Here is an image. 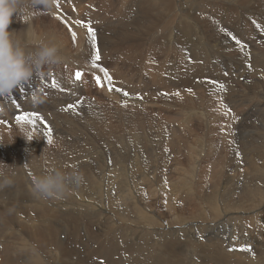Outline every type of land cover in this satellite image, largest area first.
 Masks as SVG:
<instances>
[{"label": "bare ground", "instance_id": "bare-ground-1", "mask_svg": "<svg viewBox=\"0 0 264 264\" xmlns=\"http://www.w3.org/2000/svg\"><path fill=\"white\" fill-rule=\"evenodd\" d=\"M83 1L84 0H68L66 3H72L73 4L72 6L75 7V9H78V10H81V11L84 12L83 9H84L85 6L82 4ZM120 1L121 0H107V2L109 3V6L108 7H103V9H105L106 11H108L110 9V13L113 16L112 18H116L117 19L116 23H118V25H119V30L117 29L118 31H113V29L116 28V26H115L112 30H109L107 32V36L105 37L106 44L103 47L105 49H107V50H118V49L121 48V46H123V48H126L129 52H131V51L133 52V57L134 58L122 59V62H117L116 63V71H117V73L114 74L115 78L111 77V80H109L107 77H104L102 79V82H103V87L102 88H104V86L107 85L108 89L109 88L112 89L111 90L112 92H108L107 91L108 90L107 86H106V88H104L105 90H102V89L101 90H102V92L103 91H105V92L107 91V93H111L110 95L113 94V96H116V100L122 101L121 103L125 102V103H129V104L127 106L123 105V107H121V112L120 113H118L117 111L110 112V109L106 110L107 107L110 108L112 106V104H114V103H112V102H110L108 100H103V101H108V102H106V103L104 102L103 104L101 102L99 105H97V103H98L97 100L89 99V98H96L98 95H100L101 91L100 92H94L93 91L94 89L92 90V87L90 89H88L86 78L83 77V78H81L79 86H76L74 90L67 91L68 93L65 92L66 93L65 96L68 95L66 99H64L65 97L64 98L62 97L64 95V92H62V93L54 94L56 98L53 97V98H51L49 100H46V101L50 102L49 105H47V103H45L47 105V108H52V104L51 103H53V104L55 103V104H57V105H59L61 107L62 104L67 102L68 100H72V101L74 100L76 102L83 101V103L89 105L91 111L92 110L96 111L95 112V117L96 116L100 117V121H98L99 124L102 123V122H106L105 120L109 119L108 118L109 116L111 117V120L114 119L116 116L120 117L122 114H124L125 107L131 106L133 104H135L137 112L140 113L141 116H143L144 115V111H145V109L147 107H145L142 104L141 105H137L135 102L130 101V99H129V98H133V97L137 96V90L138 89L141 90V88H144V89H146V88H148V89H152L153 88L154 89L155 88V90H156V87H158V86H160V87L163 86L165 88L172 87V88H175V89H179V88L181 89V88H185V87H194L195 91H197V95H199V97H200V96H202L203 92L206 90V86L203 84L204 81H202L201 83H198L196 85L194 84V82H196L197 80H202L203 78H201V76L204 77V75H202L203 73L210 74V73L214 72L216 74L217 71H221L222 70V66L219 64L221 56L222 57L226 56V55L230 56L233 52L239 53V55H240V53L244 55V54L249 53V52H251V53L254 52L255 54H257L259 56H264V41L260 40V38L256 39L255 41H253V42H251L249 44H247L245 47L242 46L243 43L240 41V39H238V40H239L241 45H236L234 47L229 46L228 44L225 43L227 39L225 38V34L223 33L224 31L222 30L223 32L217 33L218 31L216 32L213 29L214 23L219 21V19H217L215 16L212 15V13L214 12L213 8H212L213 6H215L214 4L201 3V4H198L195 7L194 5H188V3L186 2L185 4H183V7L185 6V9H186V10L184 9V11L186 12V15L188 17V18H186L184 16H182V17L180 16L179 17V14L176 13V9L178 7L176 8L177 2H176V5H175L174 0H131V1L124 2L122 4V6H118L117 3L120 2ZM230 1H234L237 6L242 7L243 10H246V11H249V10L252 11L251 7H254L256 10L261 11L263 13V16H264V0H230ZM107 2H105L104 4H106ZM129 6H131V7L129 8ZM131 9L137 10L139 16L138 15L135 16V18L130 22L129 19H130V15H131L130 11H132ZM87 13L91 14V18H92V16H94V17L96 16L93 12H87ZM108 17H106L104 20L108 21V19H107ZM227 17L228 18H234L233 11H232V13L227 15ZM33 19H34V24H35L36 28L33 27L34 29L33 30L31 29V32L29 31V33H30V35L33 34V36L35 35L37 37H36V40L33 37H32V39H34L35 42L44 41V42H56V43H58L60 45L61 55L63 56L64 60H67L69 57H71V55H69V54H72L75 45L77 46V48H78L77 50L79 51V53H76V54H79V55H77L78 57L81 56L80 53L82 52V50H83L82 48L83 47H86V46L91 47L92 46V43H90L89 41L85 40L86 37H79L80 38L79 41H77L74 44L73 40L70 38V36L68 34H65L66 32L63 30V28H61V26L58 24L56 19H53L52 21L49 22L51 24V26L47 25L48 15L46 13H38V14L34 15ZM17 20L18 19L14 16L13 17V22H16ZM105 21H104V24L106 23ZM256 21L257 22H262L264 24V17L263 18H261L260 16L256 17ZM25 22H20V25H24ZM38 22L39 23L43 22V25L41 24L42 26H40L38 24ZM89 23H91V22H89ZM246 25H247L248 28H251V26H253L251 32H254V31L256 32V30H259V29L256 28V24L254 22L252 24L251 23H247ZM75 26L73 25L72 27L77 29L78 35H80V36H84L85 31H88L86 26L84 27L85 31H83L82 28L80 30V29H78ZM220 26H222V25H220ZM201 27H203V29L206 30L210 34V39H208L207 41H204L205 40L204 35L200 34L202 36V40L203 41L201 42V44L198 43L201 46V47L199 46V48H198V45H196L194 43V41H195L194 36H195V33H196L195 29L201 28ZM9 28L12 29L13 25L11 24L9 26ZM26 29L21 27L22 32L20 34H22L23 31L26 30ZM216 29H218L220 31L219 28H216ZM80 31H81V33H79ZM228 32H230V31H228ZM204 33H206V32L204 31ZM39 34H40V36H39ZM85 36H87V35H85ZM20 39H22V38H20ZM150 39H151V41L149 42L148 40H150ZM197 39H200V38H197ZM162 41H164L168 45H165L161 49L154 48V46H158L159 44H162ZM31 42H33V40ZM92 42H93V40H92ZM221 43H223V44H221ZM197 48H198V50H201V52L199 54L195 55L192 59H189L188 57H190L191 52L193 50H197ZM146 52H162V53H166V54H169V55H178V56L184 58V62H179V61H177L176 59H174V58H172L170 56L161 57V58H158L157 60H154V59H152V58H150L148 56L142 57L140 59H136L137 57H139L140 55H142V54H144ZM95 54H96V52H95ZM95 54L93 55L94 57H95ZM77 56H74V57H77ZM114 57H116V56L113 55V54L107 56L106 58H104L105 60H103V61H105L103 63V66H99L100 64H99V62H97L96 63V67H94L92 69L94 71H99L101 73H103V71H101V69H104V70L105 69L106 70L111 69L113 71V67L110 64V62H111V60ZM215 59H217V63H213V61ZM251 59H252V57H251ZM259 59H258V61H259ZM262 59H264V58H262ZM242 60H244V59H242ZM139 61L152 62L153 66L158 68L160 74L158 76H153L152 72H151L152 66H149V67L142 66L139 63ZM224 61H225V59H224ZM236 62L239 63V61H236ZM238 63H235L236 66H237ZM244 63H246V62H244ZM256 66H257V64H256ZM256 66H255V68H256ZM172 68L175 69L176 71L184 70V72L182 74H179V75L175 76V75H173L170 72L172 70ZM61 69H64V68L61 67ZM59 70H60V66H57V70H56L57 74H59ZM242 70H244V69H242ZM254 72H255V70H254ZM51 73H52V71H51ZM113 73H114V71H113ZM243 73H241V74H243ZM250 73H251V71H250ZM62 74H63V71H62ZM226 74H228V73H226ZM252 74H253V72H252ZM134 76H138L137 78H138L139 83L135 82ZM205 76H207V75H205ZM244 76H245V74H244ZM217 77H218V75H217ZM238 77H239V75H238ZM231 78H232V76H231ZM231 78H230V80H231ZM247 78H249V77H247ZM260 78H264V77H260ZM47 80H49V79H47ZM224 81H226V80H224ZM253 81H255V80H253ZM258 81H259V79H258ZM35 82H36V80H35ZM117 85L119 87H117ZM83 87H84L83 90H88L89 91V93H88V94H90L89 97H88V95H86L87 92L84 91L82 93L81 90H82ZM137 87H139V88H137ZM196 87H198V89H196ZM225 87H228V86L225 85ZM225 87H224V89H225ZM250 87H252V86H250ZM258 87H259V85L254 87L253 90H256ZM76 88H78V89H76ZM116 89H120L121 91H117ZM248 89H249V87H248ZM24 90L26 91V93L24 92L25 94H23V93L20 94V98H21V102L20 103L22 104V106H27L28 108L19 109L16 106L13 107L11 105V102L9 103L10 105L8 104L9 97H4L3 99L0 98V103L2 102L5 105V110L3 111V114L1 113L2 116L0 117V120H4L5 119L7 121H10V122L14 123V116H16L17 114H22L24 112H35V111H38V110H39V112L41 114H44L43 112H45L44 110H45L46 106H43L41 103H39L38 105H35V106L33 104V97L34 96H39V97L41 96L40 92H39V89L36 86H28V87L24 88ZM115 90L117 92H114ZM182 90H184V89H182ZM20 91H21V89L19 91L14 92V93H18ZM80 91H81V93L79 94V96H76ZM178 91H180V90H178ZM49 92H47V93H49ZM55 92H56V90H55ZM125 92L128 93L127 96H125L124 94H122V97L119 96L120 93H125ZM233 92H234V90H233ZM233 92H232L231 86H229V90L227 92H225V93L223 91L222 94H223V97L228 95V98H229L230 94L233 93ZM193 93H196V92H193ZM51 94H53V93H51ZM153 94L155 95V94H157V92H154ZM246 94H247V92H246ZM257 94H259V93H257ZM244 95H242V96L245 97ZM100 96L102 97L103 95H100ZM49 97H52V96L50 95ZM246 97H249V96L246 95ZM12 98H13V95L11 96V99ZM174 99H175V96H174ZM222 99H224V98H222ZM232 99H234V98H232ZM231 101L233 102V100H231ZM77 105H79V103ZM29 106L31 108H29ZM225 106H227V104H225ZM235 107H236V105H235ZM185 108H187V107H185ZM208 108H209V106H208ZM227 108H228V106H227ZM77 109H75V111H73L71 113H69V112L65 113L66 115L64 116V119H66L67 121H71V122L72 121L75 122L76 120H79L78 118L82 117L83 114L82 115H76L75 112L78 111ZM189 109L191 110V108H189ZM192 109H194V108H192ZM183 110H181V111H183ZM186 110L188 111V109H186ZM181 111H180V113H181ZM187 111H185L184 113H186ZM235 111H234L233 115L229 114L228 117H226V118H230L231 121H234V119L236 120L237 118H239L240 114H238ZM254 112H256V111H254ZM196 113H194V114H196ZM46 115L49 116L48 114H46ZM58 115H60V114H58ZM189 115H192V114H189ZM211 115H213V114H211ZM218 115H220V114H218ZM218 115H217V117H218ZM244 115H247V114H244ZM185 116L186 115L184 114V117ZM3 117H5V118H3ZM152 117H153V115H152ZM173 117H175V116H173ZM173 117H172L173 120L171 118H170V120H171V122L174 123L175 120H174ZM189 117H191V116H189ZM203 117L204 116H202L201 118L203 119ZM52 118H54V117H52ZM90 118H92V116L85 117V120H81V124L77 125L82 130H84L89 137L92 136L93 133H95V132L97 133V130L94 129V128H91L90 125H89L90 121H92V119H90ZM124 118H126V117H124ZM157 118H159V117H157ZM177 118L180 120V117H177ZM187 118H188V116H187ZM205 118L207 119V117H205ZM190 119L192 120V118H190ZM239 119L237 120L238 122H239ZM57 120L58 119L56 118V121ZM115 120H114V122H115ZM148 120H149V116H148ZM56 121L54 120V122H56ZM141 121H142V123H140V125L139 124H137V125L139 126L138 130L141 131V133H142V132H144L143 130H146V128H143L146 123H143V120H141ZM183 121H181V122H183ZM217 121L218 120H216V122ZM248 121H251V120H248ZM259 121H260V119H259ZM57 122L59 123V121H57ZM134 122H136V120ZM186 122L188 124L191 121L189 120V121H186ZM211 122H212V120H211ZM164 123L166 125H169V126L171 125L170 121H168V122L165 121ZM198 123H200V122H198ZM107 124H108V122H107ZM119 124L120 123H118V125ZM175 124H176V122H175ZM203 124H204V121H203ZM18 125L19 124L17 123L16 128L20 127V125L19 126ZM91 125H92V123H91ZM206 125H208V124H205L204 126H206ZM230 125H231V123H230ZM120 126H119V129L121 128ZM225 126H227V125H225ZM249 126L251 127L250 124H249ZM12 127H15V126L12 125ZM31 127L32 126H26L24 128L28 132H31L32 131ZM84 127H85V129H83ZM130 127H131V125H130ZM222 127H224V126H222ZM233 127H234V125H233ZM250 127H249V129H250ZM253 127H251V128H253ZM168 128L170 129L171 127H168ZM66 129H67V127L65 128V130ZM101 129H102V127H101ZM151 129H153V128H150V130ZM225 129H226V127H225ZM228 129H230V128H228ZM228 129H227V131H228ZM233 129H235V128H233ZM59 130H60V128H59ZM82 130H81V132H82ZM122 130L125 131L124 129H122ZM154 131H153V133H154ZM156 131H158V130H156ZM170 131L172 132V130H170ZM177 131L178 130H174L173 132L176 133ZM233 131H235V130H233ZM149 132H151V131H149ZM168 132H169V130H168ZM191 132H193L192 129H191ZM205 132H206V130H205ZM39 133H41V132H39ZM74 133L73 134H65V133L55 132L51 136V143H49V141H48L49 139H47L46 135L42 138V136H43L42 133L39 136H37L36 138H38V137L40 139L42 138L41 139V143H42L41 149L42 150H40V151L44 152L43 153L44 155H46L48 152H50V154L52 153L51 156H53V158L52 159L48 158L49 160L46 159V164L48 165V163H49L50 164L49 166L52 169H59V170L64 171V172H71V171L75 170V171L80 172L83 175V182L80 184L81 187L72 185L71 186V191L66 195V197L68 198L69 201H72V202H75L74 200H77V199L80 200V203L84 202V200L90 201V202H94L93 207H92V211H90L89 213H87L85 211V213H87V214L83 215L82 211L78 212V213H74V212L58 213L57 211L49 209L47 207L48 203H46V202L53 203V206L56 208L59 205L60 201H62V200H44V199L38 198L37 195L34 194L33 189H32V176L33 175H37V176L44 175L47 172H49L50 170H52V169H48V166L44 165V160L45 159L44 160H39V159H35V158L31 157V151H30V153L20 152L19 153L20 154L19 155L20 158H18V160L10 159L7 162L6 171L8 170V168L14 170L15 168H18V166L21 163L25 162L26 167H30L31 168V169H27L31 173L28 172L30 174H26V173H24V170L22 172L21 171L22 169H18L17 170L18 173H16L13 176H9V177L8 176H0V187L3 186L2 184L4 183L5 179H10L12 181V183L8 184L7 186H5L3 190L0 189V232H1L0 233V237H2V235L4 233H6V231H11L12 232L11 234H8V238H9L8 242L6 241V243H3L2 241H5V239L1 241L3 244H5L2 247V253L4 255L2 264H21L20 261L19 262L17 261L15 256H12V252H11L10 248L11 249L12 248H16V247H14V242H15V245H16V242H17V246H18V244L20 242H23L25 240L24 236H26L27 240H29L30 246H32L34 248L37 247V248H39V250L43 251V250H47L48 248H51V247L55 248V250L59 253V256L61 258L60 259L61 260V264H121L122 262L125 263V260H126V262L128 261V264H142L141 263V260H142L141 258L149 259L150 263H148V264H184V262H183V260L181 258V256L183 254L179 255V252H181L180 249L183 248L178 243V241H179L178 238L180 236H181V238H184V237L185 238H189V240H190L189 242L194 247L195 251L199 252L198 264H244V262H247L246 264H264V230H263L264 226H262V224H264V214H259V215L255 216L254 218H250V220H241V219L240 220H236L234 222L236 224L235 227L233 229L227 231V232H223V231H220V230H215L216 228L215 229H211V230L206 229V228H202V227L195 228V227H192L190 225H187V226H190V227L185 228L184 231H181V230H178V229H176V230H178V231H176L175 229H173L174 227L172 229L169 228L172 232H169L168 237L164 238L163 241L159 240L160 241L159 245L161 246L162 251H161V254L159 256H157L156 258L152 257V256L148 257V255H147V254H149L148 250L151 249V248H149L150 245H153L151 240L148 241L146 239H143V240H140L139 242L134 241L133 243H130L127 240L123 239V243H122V246H121L119 241L122 238H120V236L121 235H122V237H126V236L123 235L122 232H120L118 229L115 228V222L114 221H110V217H104L102 214H100L101 209H102V205H104L105 203L102 204V205H100L98 203L103 202V200L105 202V199H106V201L108 200V202H109V207H108L109 209H107V210H110L111 214H113L118 219L121 218V220L123 222H126V223L130 220L131 222L135 223L136 225H139V226H142V227H149V225H151V223H154V221L150 223L151 217H150V215H148L149 212L147 214L143 212V210H147V207L149 206V204H146L147 202L144 203V201H145L144 197L143 196L142 197L139 196L140 194L138 195V192L141 191L142 194H144L143 193L144 189L145 188L146 189L149 188L150 189L149 193L152 194V196L156 197V195H157L156 191L157 190H155V189H157V188L160 189L162 184L165 182L164 181L165 177L170 175V173L172 174V171H171L170 168H168L167 171H166V175H163V180H162L161 175L157 174V172H156L157 171V162H155L150 157H147V155L149 153L148 152V148H147V150L142 148L143 150L140 152V155L138 153L135 154L136 156L132 155L131 154L132 150H130L131 153H125L120 158V159L124 160V162L115 163L114 158L111 157L110 160H109V164H114L115 163V165H114L115 168L113 170L109 171L107 174H105L104 169L102 170L100 168V166L102 167V164L99 161H95L97 164L95 166H92V168L93 169H97V171L94 172L95 173L94 175H91V172L88 170V166H82V164H88V163L92 162V161H89V160H85V158L91 159L93 154H95L94 156H96L97 158L99 156H101L102 154H104V152H102V151L100 152L99 151V150H102V147H94V146H99L100 145V141L98 139V141L95 140V141H93V143H91V142H88V140H86L85 142H87V144L89 145V148L87 150L84 149L85 151H83V152H80V151L78 152L77 151L78 147L82 143L81 140L86 138V137H82L84 133H80L78 135L74 134ZM126 134L128 135V133H126ZM161 134H163V133H161ZM161 134H160V136H161ZM167 134L169 135V133H167ZM172 134H174V133H172ZM222 134H224V133H222ZM226 134L228 135V133H226ZM138 135H140V134H138ZM131 136H133V135H131ZM145 136H146V134H145ZM170 136H168V137H170ZM238 136H240V135H237V137ZM171 137L173 138V136H171ZM34 138H35V136H34ZM98 138H100V137H98ZM172 138L170 139V143H168L165 146L166 150L165 151H160L158 153H161V154H163V153H168V154L178 153V148H177V146H175V145H177V143L174 144V138H173V140H172ZM177 138H179V136ZM113 139H115V138H113ZM143 139H144V136H143ZM187 139H188V137H187ZM198 139H201V138L199 137ZM239 140H241V139H239ZM127 141H128V139H127ZM134 141H133V143H134ZM241 141H243V140H241ZM115 142H118V141H115ZM240 143L241 144H239V149L241 150V152H243V151L247 152V155L250 156V157H248V159H249L248 161H250V162L248 164V168L247 169L249 171H254V172L258 171V172H260L259 175H258L260 180L258 182L254 181L255 183L252 182V184L250 186L247 185V188H245L244 190H240V185H239V188H236V191L232 192V196H230L231 194L229 193L230 194L229 195L230 198H224V199L222 198L223 201L227 205V207L225 206L226 208L224 209V211L227 210V209L231 210V208L240 209V208H242V207H244L246 205L256 208V207H259L262 203H264V195L261 194L264 191V181H262V179L264 180V178H263L264 177V163H263L264 155L262 154L261 158H256V157H258L260 155V153H258V150H257V152L255 151L257 149L255 147L256 145L251 144V143H250L251 145H249V143L248 144L243 143V142H240ZM126 144H128V143H126ZM182 144H184V143H182ZM142 145H144V144H142ZM186 145H187V147H189L188 146L189 144H186ZM261 145L262 144H260V146ZM144 147L146 148L147 146L144 145ZM194 148H196V146H192V148L190 150L192 151V149H193V151L195 153L196 149H194ZM254 148H256V149L254 150ZM68 149L72 150V152H73V153H71L72 157H69V158H67V153H66V151ZM210 149H211V147H210ZM237 149H236V151H237ZM104 150H106V149H104ZM110 150L114 151V149H110ZM135 150H137V149H135ZM233 151H234V149H233ZM238 151L236 152L237 154H238ZM254 152H256V153H254ZM13 153H14V151H13ZM22 153H24V154H22ZM151 153H152V150H151ZM161 154H160V156H161ZM172 154H171V156H172ZM201 154H203V153H201ZM251 155H253V156H251ZM14 156H18V153L15 154ZM166 156H167V154H166ZM46 157H47V155L44 158H46ZM172 157L170 159L171 162L173 160ZM178 158H177V160H178ZM183 158L184 157H182V159ZM185 158H186V156H185ZM96 159H94V157H93L92 160L94 161ZM234 159L235 160L233 162L236 163L235 162L236 158H234ZM50 160H51V162L54 161L56 163V165L51 163ZM162 160H163V157H162ZM225 160L227 161V158ZM31 161H33V165L34 166H32V164H31L32 162ZM101 162H103V164H106L105 161H104V157L102 158ZM160 162H162V161H160ZM185 162H186V160H185ZM200 162H198V164ZM165 163H166V161H165ZM244 163L245 164H243V167H246L247 161H244ZM2 164H5V163H3V161H0V165H2ZM70 164H72V167H73L72 169H70L69 166H68ZM236 165H237L238 171L242 169L241 165H239L238 162L236 163ZM56 166H58V167H56ZM164 166H165V164H164ZM182 166H183V164H182ZM196 166L197 165H195V167ZM108 167H109V165H108ZM108 167H107V165H104V167H102V168H107L108 169ZM185 167H187V166H185ZM192 171L193 172L197 171V168L194 169V170L192 169ZM243 171H245V170H243ZM229 172H231V171H229ZM160 173H161V171H160ZM163 173H165V172H163ZM10 175H12V174H10ZM189 175H190V173H189ZM193 175H194V173H193ZM239 175H241V173ZM243 175H244V173H243ZM185 176H186V173L184 174V177ZM226 176H227V174H226ZM171 177H172V175H171ZM184 177H182V178L180 177V178L183 180ZM188 177H191V176H188ZM188 177L186 176L185 178H188ZM192 177H194V176H192ZM132 179H134L133 182H132ZM181 179H177V180L180 181ZM237 179H239V178H237ZM139 180H141V181L139 182ZM216 180H213V181L215 182ZM167 181L168 180H166V182ZM170 181L171 180H169V182ZM175 181L173 183H175ZM178 181H176V182H178ZM192 181H190V182H192ZM178 183H179L178 187H182V186H184V184H186L184 182L183 183L182 182H178ZM181 183L183 184L182 186H181ZM226 183H227V181H226ZM98 185L100 186V189H99ZM143 185H144V187H143ZM15 187H18L19 189L16 190ZM137 187L138 188L141 187V188L137 189ZM170 187H172V186H170ZM170 187H169V189H170ZM163 188L165 190V187H163ZM96 189H97V191L95 192ZM102 189H103V191H101ZM142 189H143V191H142ZM151 189H153V190H151ZM175 190L176 189H174V191ZM226 190H227V188H226ZM175 192H178V191H175ZM167 193H169V191H167ZM224 193H226V192H224ZM186 195H188V194H186ZM227 195H226V197H229ZM155 197H153V198H155ZM184 197L187 198V196H184ZM215 197L216 196H209V197L205 196V201H206L207 207L210 209V211H212L214 213V217L219 219V218H221L220 217L221 216L220 215V211L224 212L222 210L224 204L222 202H220V205L222 206L221 209H220L218 203H216L214 201ZM7 200H10V201H13V202H16V203L13 204V205H11V204L4 205V204L7 203ZM189 201H191L190 197H189ZM25 202L35 203V204L31 205V206L24 205ZM128 202H132L133 205L135 204V202H137V211H138L137 215H130L131 211L129 209L130 206L127 204ZM95 203H97V204H95ZM107 203H106V205H107ZM141 203L142 204L144 203V204L142 205ZM149 203H151V202H149ZM156 205L157 204H155V206ZM192 205H194V204H192ZM84 206H82V207H84ZM182 206H184V205H182ZM171 207H172V210H170V213L171 214L175 213L176 222L181 217H185V216L191 217L190 218L191 220L195 219L192 216V214H197L198 220H206V219H208V216H209V215H206L205 213L199 215L198 210H196V211L190 210L189 206L187 208H188V211L190 210L191 212H188L187 210H184L182 207L181 208H177L176 204L174 205V203H172ZM62 208H60V209H62ZM134 209H136V208L134 207ZM191 209H194V208H191ZM69 210H71V209H69ZM180 210L181 211H187V212H184V213L181 212L180 213ZM257 210H258V208H257ZM248 212H250V211H248ZM186 213H187V215H186ZM207 213H209V212H207ZM228 213L230 214V212H228ZM231 213H232V211H231ZM233 214L235 215V213H233ZM238 214H239V212H238ZM102 217H104V218H102ZM189 217L188 218H184V219L185 220H187V219L190 220ZM212 217H213V215H212ZM21 219H26V221L25 220L22 221ZM103 220L105 221V225H102V226L104 228L107 227L106 228L107 231H106L105 234H103V232L100 229L97 228L100 224H102L104 222ZM98 221H99V223H98L99 225L96 227V224H97ZM213 221H215L214 218H213ZM218 221H220V220H218ZM128 223H130V222H128ZM147 223H149V224H147ZM175 224L176 223L174 222V223L171 224V226H173ZM153 225H154V227H156V226L158 227V226H160L162 224L159 221H157V222L155 221V223ZM213 225H211V226H213ZM207 226H209V225H207ZM82 227H83V230H82ZM249 227H252V228L255 229V231L259 232L258 235L255 233V231L252 232V233H249L247 231L249 229ZM190 228H192V229H190ZM224 228H226V227H224ZM15 230L21 231V232L19 233V232L15 231ZM193 231L200 233V236L198 237V239L196 238V240L194 239L195 237H194V234H193L194 232ZM208 231H211V232H208ZM8 233H10V232H8ZM17 233H19V234H17ZM172 233L173 234H177L179 237L176 238V240H175V238H173V236H172L173 235ZM182 233L183 234L185 233L183 237L181 235ZM189 234H191L192 236H189ZM4 236H5V234H4ZM202 240H204V242H202ZM180 241H181V239H180ZM237 241H240L242 244H240ZM233 242H237V243H233ZM24 243H25V241L23 242V244ZM7 244H9V246H8L9 248L6 246ZM23 246H28V245H23ZM245 247L250 248L251 251L249 252V251H240L239 250V249L245 248ZM159 249H160V247H159ZM230 249H232V250H230ZM41 253H43V252H41ZM135 253L139 254L141 256V258L133 260L132 259V255L135 254ZM247 256L249 258H252V260L246 259ZM54 257H55V255H54ZM57 259H59V258H57ZM54 260H56V259H54ZM34 263L35 264H42L40 256L37 257V260L34 261ZM22 264H33V263L31 262L30 259L29 260L27 259V261H23Z\"/></svg>", "mask_w": 264, "mask_h": 264}, {"label": "rangeland", "instance_id": "rangeland-1", "mask_svg": "<svg viewBox=\"0 0 264 264\" xmlns=\"http://www.w3.org/2000/svg\"><path fill=\"white\" fill-rule=\"evenodd\" d=\"M67 1L68 0H58L59 7H57V3H56V7L52 11L45 12L48 15L47 25L51 26V24L49 22L52 21L53 19H56L57 22H58V24L61 26V28H63V30L66 32L65 34H68L72 40H73V33H75V40H73V43L74 44L77 41H79V39H80L79 37H86L85 40H87L90 43H92V46L91 47H88V46L83 47L82 48L83 50L80 53L81 56L78 57L77 55H79V54H76V53H79V51L77 50L78 48L75 45L72 54H69V55H71V57H69L67 60H64L63 59V63H61L60 65H58V66H60L59 74L56 73V70H57V66H56L52 70V73L49 74L50 76H47V78H45L43 80L37 79L36 82H35V80L33 81L32 85H30V86H36L39 89V92H40V95H41L40 96V100L41 101L43 100L41 102V104L43 106H46V108L44 110L45 112H43L44 114H41L39 112V110L38 111H35V112L40 115V117L44 121V124H46L51 129V136L55 132L65 133V134H73L75 132L74 134H77V135L80 134V133H84L82 137H86V138H84V139L81 140L82 143L78 147V150H77L78 152L79 151L80 152H83V151H85V150H87L89 148V145L87 144V142H85L86 140H88V142L93 143V141H95V140L98 141V139H99L100 145L99 146H94V147H102V150H99V151L100 152L101 151L104 152V154H102L98 158L96 156H94L95 154L92 155V158L91 159L85 158V160L92 161V162H90L92 165L90 163H88V164H82V166H88V170L91 172V175H94L95 174L94 172L97 171V169H93L92 168V166H95L97 164L95 161H99L102 164V167H104V165H107V167H108V165H109L108 169L107 168H102L100 166V168L102 170L104 169L105 174H107L109 171H111V170H113L115 168V166H114L115 163H117V162H124V160H122L120 158L125 153H131L130 150H132V153H131L132 155H135L137 153L140 155V152L143 149H146L147 150V148H148V152H149L148 155H147V157H150L155 162H157V171L156 172H157V174H160L161 175L162 180H163V175H166V171H167L168 168H170L171 171H172V174L170 173V175H168V176L165 177V180H164L165 182L162 184V186L160 187V189L159 188L155 189V190H157L156 191V193H157L156 197L155 196H152V194L149 193L150 192V189L149 188L148 189L145 188L144 191L142 189V191H143L144 194H142L141 191L138 192V195L140 194L139 196H141V197L143 196L144 197V200H145L144 203L147 202L146 204H149V206L147 207V210H143V212L146 213V214L149 212L148 215H150V217H151L150 223L153 222V221H154V223H155V221L156 222L157 221L161 222L162 225H160L158 227L156 226L157 228L154 227V225H153L154 223H151V225H149V227H142V226L136 225L135 223L131 222L130 220L128 221L130 223L123 222L121 220V218H119L120 219L119 220L117 217H115L113 214H111V211L110 210H107V209H109L108 208L109 207L108 200L106 201V199H105V202L103 200V202L98 203L100 205H102V204L105 203L104 205H102V209H101L100 214H102L104 217H110V221H114L115 222V228L118 229L120 232L123 233V235L126 236V237H122V235L120 236V238H122L119 241L120 242V245L122 246L123 239L127 240L130 243H133L134 241L139 242L140 240H143V239H146L148 241L151 240V242H152L153 245H150L149 248H151V249L148 250V253L149 254H147V255H148V257H151L152 256V257H155L156 258L157 256H159L161 254V251H162V248L159 245L160 241H163L164 238H167L168 237L169 232H172L170 229H172L173 227H174L173 229H175V230L178 229V230H181V231H184L185 228L192 226V227H195V228L202 227V228H206V229H209V230L216 228L215 230H220V231H223V232H227V231H229V230H231V229H233L235 227L236 224L234 222L236 220H240V219L241 220H250V218H254L255 216H257L259 214H264V203H262L259 207H256V208L250 207V206H247L246 205L247 207L244 206V207H242L240 209H236V208L233 209V208H231V210L227 209V210L224 211V209L227 207V205L223 201L224 198H230V196H232V192H235L236 191V188H239V185H240V190H244L245 188H247V185L250 186L252 184V182H254V181L255 182H258L260 180L259 179V176H258L260 172H258V171H256V172L249 171L247 169L248 168V164L250 162V161H248L249 160L248 157H250V156L247 155V152H244V151L241 152V150L239 149V144H241L240 142H243V143H246V144L249 143V145L254 144V145H256L255 147L257 148V149L254 148V150L256 149L255 151L257 152V150H258V153H260V155L258 157H256V158H261L262 157V154L264 155V141H263L264 140V86H263L264 85V78H260V77H264V59H262V58H264V56H259V55L255 54L254 52L253 53L249 52V53H246L244 55L241 54V53L239 55V53L233 52L230 56L229 55H226V56H223V57L221 56L220 57L219 64L222 66V70L216 72V74L218 75V77H217V75L214 72H212L210 74L203 73L202 75H204V77L201 76V78H203V79L202 80H197L196 82H194V84L196 85V84L201 83L202 81H204L203 84L206 86V90L202 94L203 97L200 96L201 98L199 97V95H197V91H195V88L194 87H185V88H181V89L180 88L179 89H175V88H172V87L165 88L163 86L162 87L158 86V87H156V90H155V88L154 89L153 88L152 89H148V88L144 89V88H141V90L138 89L137 90V96H135L133 98H129V99H130V101L135 102L137 105H141L142 104L145 107H147L146 108L147 110L145 109L143 116H141L140 113L137 112L136 107H135V104H133V105H131L132 107L131 106L125 107L124 114H122L120 117L119 116H116L114 119H112L113 120L112 121L111 120V117L109 116L108 117L109 119H106L105 120L106 122H102L103 124L102 123L99 124L98 121H100V117L99 116H96L95 117V112L96 111L95 110H92L91 111L89 105L83 103V101L76 102V101L73 100L74 101L73 102L72 100H68L67 102H65L66 104L63 103L61 107L59 105L55 104V103H54L55 105L53 103H51L52 104V108H53L52 109V108H47V105H49L50 102H48L46 100H49V99H51L53 97L56 98L54 94L62 93V92H64V95L62 97L63 98L65 97L64 99H66L68 95L65 96L66 95L65 92L70 91V90H74L76 86H79V83H80L81 80L77 81L75 79V73L77 71H80L83 74L82 75V78L83 77L86 78V82H87L88 89H90L92 87V90L94 89L93 90L94 92H100L101 91L100 95H103L102 97L100 95H98L96 98H89V99L97 100V102H98L97 105H99L101 102L103 104L104 102L106 103V102L110 101V102H112L114 104H112V106L110 108L107 107L106 110L110 109V112L117 111L118 113H120L121 112V107H123V105L124 106H127L129 103H125V102L121 103L122 101L116 100V96H113V94L110 95L111 93H107V91L108 92H112V91H109L107 85L106 86H107V89L108 90L106 92L105 91L102 92V90H105L104 88H106V86H104V88H102L103 86H98L97 83H96V79L95 78L97 76H100L103 79L105 77L104 76V73H101L99 71H94L92 68H94L93 65H96L97 62H99V64H100L99 66H103V63L105 62V61H103V60H105L104 58H106L107 56L113 54L116 57H114L111 60L110 64L113 67L114 73H113V71L111 69H108V70L105 69V70L107 71V73H108V75L110 77L115 78L114 74L117 73V71H116V63L117 62H122V59H131V58H134L133 57V52L132 51L129 52L126 48H123V46H121V48L118 49V50H107V49H105L103 47L106 44L105 37L107 36V32L109 30H112L115 26H116V28L113 29V31H118L119 30V25H118V23H116L117 19L116 18H112L113 16L110 13V9L108 11H106L105 9H103V7H108L109 6V3L107 2V0H84L83 3H82L85 6L84 9H83L84 12L81 11V10L75 9V7L72 6L73 4L72 3H66ZM127 1H131V0H121L120 2L117 3V5L118 6H122V4L124 2H127ZM105 2H107V3L104 4ZM176 2H177L176 8L178 7L176 9V13L179 14V17L180 16L181 17L184 16L186 18H188V17L186 15V12L184 11L185 6L183 7V4H185L186 2L188 3V5H194L195 7L198 4H201V3L214 4L215 6L212 7L213 8V11H214L212 13V15L215 16L217 19H219V21H217L216 23H214L213 29L216 32L218 31L217 33L224 31L223 33L225 34V38L227 39V40L225 39L226 40L225 43L228 44L229 46L234 47L236 45H241L240 43L238 44L236 42L238 39H240V41L243 43L242 46H244V47L247 44H249V43H251V42H253V41H255L256 39H259V38H260V40H263L264 41V24L262 22H257L256 21V17H259L260 16L261 18H263L264 16H263V13L261 11L256 10L254 7H251L252 11L251 10L246 11V10H243L242 7L237 6L234 1H230V0H217V1L216 0H209V1L208 0H187V1L186 0L185 1L184 0H179V1L178 0L177 1L174 0L175 5H176ZM130 7L131 6H129V8ZM131 10L132 11H130L131 15H130V19H129L130 22L135 18V16L138 15V11L137 10H135V9L134 10L131 9ZM232 11L234 13V18H228L227 15H229L230 13H232ZM87 12H93L96 16L95 17L92 16V18H91V14H89ZM106 17H108L107 18L108 21H105L104 20ZM27 21L24 23V25H20V22L21 21H19V20H17L16 22H13L12 23L13 28L12 29L9 28V31L10 32H14L13 33V40L19 41L20 44H21V46L23 48L25 47L24 49L26 50V52H32V51H35L36 50L37 45L40 43V41L35 42L37 36H35V35L33 36V34L30 35V33H29V31L31 32V29L33 30L34 28H36V26L34 24V19L33 18L32 19H29V21H28L29 23ZM104 21L106 22L105 24H104ZM89 22H91V23H89ZM253 22L256 24V28L259 29V30H256V32L255 31L254 32H251L253 26H251V28H248L247 25H246L247 23H251L252 24ZM38 24L40 26H42L43 25V22H40V23L38 22ZM73 25L74 26L76 25L75 27H77L80 30L82 28L83 31H85V29H84L85 26H86L87 30H88V26H91V28L95 32V37H96L95 41H93L94 43L92 42V38L89 35L88 31H85L84 36H80V35H78L77 29L74 28V27H72ZM81 25H83V26H81ZM220 25H222V26H220ZM21 27H23L25 29L27 28L26 30L23 31L22 34H20L22 32ZM216 28H219L220 31L218 29H216ZM227 30L230 31L231 33L228 32ZM204 31L206 33H204ZM195 32L196 33H195L194 39H195V41L197 43L194 40L193 41H194V43L196 45H198V48L200 46L198 43L201 44V42L203 41L201 35H204V38H205L204 41H207L208 39H210V34L206 30H204L203 27L195 29ZM79 33H81V31ZM85 35H87V36H85ZM39 36H40V34H39ZM32 37L35 38V40L32 39ZM20 38H22V39H20ZM197 38H200V39H197ZM32 40H33V42H31ZM148 41L150 42L151 39L148 40ZM221 44H223V43H221ZM165 45H168V44H166L164 41H162V44H159L158 46H154V48L161 49ZM198 48H197V50H193L191 52L190 57H188L189 59H192L195 55H197V54H199L201 52V50H198ZM97 50L99 51V54H100V60L99 61H96L95 57L93 56ZM74 56H77V57H74ZM145 56H148V57H150V58H152L154 60H157L158 58H161V57L170 56V57L176 59L179 62H184V58H182V57H180L178 55H169V54L162 53V52H146V53L140 55L139 57H137L136 59H140V58L145 57ZM251 57H252V59H251ZM224 59H225V61H224ZM242 59H244V60H242ZM258 59H259L260 62L258 61ZM236 61H239L240 64L238 62H236ZM243 61L246 62V63H244ZM139 63L142 66H146V67L152 66L151 72H152V75L153 76H158L160 74L158 68L155 67V66H153L152 62H149V61H139ZM213 63H217V59H215L213 61ZM235 63H238L237 66H236ZM256 64H257L258 67L256 66ZM255 66H256V68H255ZM61 67H63L64 69H61ZM242 69H244V70H242ZM254 70H255V72H254ZM62 71H63V74H62ZM250 71H251V73H250ZM170 72L173 75L176 76V75L182 74L184 72V70H182V71H176L175 69L172 68V70ZM252 72H253V74H252ZM226 73H228V74H226ZM241 73H243V74H241ZM244 74H245V76H244ZM205 75H207V76H205ZM238 75H239L240 78L238 77ZM231 76H232V78H231ZM137 77L138 76H134V80H135L136 83H139ZM245 77L246 78L249 77V78L246 79ZM230 78H231V80H230ZM47 79H49V80H47ZM258 79H259V81H258ZM224 80H226V81H224ZM253 80H255V81H253ZM53 81H55L57 83V87H52V82ZM245 84L249 87V89H248V87ZM221 85H223V88H221ZM225 85L228 86V87H225ZM258 85H259V87L257 89L259 91L257 89H256L257 91L256 90H253V88L256 87V86H258ZM229 86H231L232 92H233V90H234V92L230 94V97L229 98H228V95H226V96L223 97V94H222L223 91H224V93L227 92L229 90ZM250 86H252V87H250ZM117 87H119V86L117 85ZM224 87H225V89H224ZM137 88H139V87H137ZM54 89L56 90V92H55ZM76 89H78V88H76ZM83 89H84V87L81 90L82 93L84 91L87 92L86 95H88V97H89V95H90V94H88L89 91L88 90H83ZM182 89H184V90H182ZM196 89H198V87H196ZM19 90H17V91H19ZM178 90H180V91H178ZM46 91L49 92V93H47ZM81 91L76 96H79V94L81 93ZM20 92L14 93L12 99H11V97H9L8 104L11 102V105L13 107L16 106L19 109H22V108L23 109H26L28 107L27 106H22V104L20 103L21 102L20 94H22V93L25 94L26 91L23 88ZM114 92H117V91L115 90ZM154 92H157V94L154 95L153 94ZM193 92H196V93H193ZM246 92H247V94H246ZM51 93H53V94H51ZM257 93H259V94H257ZM122 94L123 93H120L119 96L122 97ZM48 95L49 96L51 95L52 97H49ZM242 95H244L245 97H243ZM246 95L249 96L250 98L249 97H246ZM174 96H175V99H174ZM231 97L234 98V99H232ZM222 98H224L225 100L222 99ZM103 100H108V101H103ZM231 100H233V102ZM45 103H47V105ZM78 103H79V105H77ZM69 104H75V105H77L76 107L77 108L79 107V108L77 109L75 107L74 109L68 110V111L63 110L65 108H67V106ZM225 104H227L228 108H227V106H225ZM235 105H236V107H235ZM208 106H209V108H208ZM183 107L184 108L187 107V108L184 109ZM29 108H31V107L29 106ZM189 108H191V110ZM192 108H194V109H192ZM75 109L78 110V111L76 110L77 112H75L76 115H82L83 114L82 117H79L78 118L79 120H76L75 122H73V121L71 122V121H67L66 119H64V116L66 115L65 113H68V112L71 113V112L75 111ZM180 109L181 110L184 109V110L181 111ZM186 109H188V111ZM4 110H5V105L1 102L0 103V117L2 116ZM179 110L181 111V113H180ZM185 111H187V112L184 113ZM234 111L237 112L238 114H240L239 115L240 116L239 117L240 119L237 118L236 120L234 119V121H231L230 118H226V117H228L229 114H232L233 115L234 114ZM254 111H256V112H254ZM194 113H196V114H194ZM46 114H48L49 116H47ZM58 114H60V115H58ZM184 114L186 115L185 116L186 118L184 117ZM189 114H192V115H189ZM211 114H213L214 116L211 115ZM218 114H220V115L222 114V115L220 116ZM244 114H247V115H244ZM152 115H153V117H152ZM201 115L204 116L203 119L201 118L202 117ZM217 115H218V117H217ZM88 116H92V118H90V119H92V121H90V123H89L90 127L97 130V133L96 132L93 133V135L90 136V137L86 134V132L84 130H82L79 126H77L78 124H81V120H85V117H88ZM137 116L139 118L140 117L141 118L139 119ZM148 116H149V120H148ZM173 116H175V117H173ZM176 116L177 117H180V120ZM187 116H188V118H187ZM189 116H191V117H189ZM52 117H54V118H52ZM124 117H126V118H124ZM157 117H159V118H157ZM172 117L175 120L174 123L171 122V120H170V118L172 119ZM205 117H207V119ZM3 118H5V117H3ZM56 118L58 119L57 121H59V123L56 121ZM190 118H192V120ZM238 119H239V122L237 121ZM259 119H260V121H259ZM54 120L56 122H54ZM114 120H115V122H114ZM135 120H136V122H134ZM141 120H143V123H146L145 126L143 127V128H146V130H143L144 131V132H142L143 134L141 133V131L138 130L139 126L137 125V124L140 125V123H142ZM189 120L191 122H189L188 123L189 125H188L186 121H189ZM211 120H212V122H211ZM216 120H218V121L216 122ZM248 120H251V121H248ZM0 121H2V123H0V161H3V163H5V164L0 165V172L3 173V176H8V177L9 176H13L16 173H18V171H17L18 169H22L21 170L22 172L24 170V173H26V174H30L31 173L30 171L27 170V169H31V168L30 167H26L25 162L21 163L18 166V168H15L14 170L8 168V170L6 171V164H7V162L10 159H12V160H18V158H20V156H19L20 155L19 154L20 152L30 153V151H31V157H33L35 159H39V160H44L45 159L44 160V165H47L46 164V159H48V158L49 159L50 158L52 159L53 158V156H51L52 153L50 154V152H48L46 154L47 157L44 158L46 155L43 154L44 152H41L40 151V150H42L41 149V147H42L41 139L45 135H46L47 139H49L48 135L46 134V131L47 130L44 127V124H41L39 121L36 123L35 127H33L32 125H27V124H22V123L19 124L20 126H23V127L32 126L31 127L32 128V131L31 132H28L27 131L28 133H31L32 140L31 141H28L25 137L21 136L20 127H17L16 128L17 122L15 120V116H14V123L13 122H10V121H7L5 119L4 120H0ZM165 121H167V122L170 121L171 125L170 126L169 125H166L164 123ZM181 121H183L184 123L181 122ZM203 121H204V124H203ZM107 122H108V124H107ZM175 122H176V124H175ZM198 122H200V123H198ZM229 122L231 123V125H230ZM91 123H92V125H91ZM118 123H120V124L118 125ZM205 124H208V125L204 126ZM249 124L251 125V127H253V126L254 127L251 128L249 126ZM12 125H14L15 127H12ZM130 125H131V127H130ZM225 125H227V126H225ZM233 125H234V127H233ZM119 126L121 127L120 128L121 130L119 129ZM222 126H224V127H222ZM66 127H67V129L65 130ZM101 127H102V129H101ZM168 127H171V128L173 127L174 129L173 128L172 129L171 128L169 129ZM225 127H226V129H225ZM227 127L230 128V129H228ZM232 127L235 128V129H233ZM249 127H250V129H249ZM59 128H60V130H59ZM150 128H153V129L150 130ZM190 128L193 130V132H191V129ZM83 129H85V127ZM122 129H124L126 132L123 131ZM227 129H228V131H227ZM81 130H82V132H81ZM156 130H158V131H156ZM168 130H169V132H168ZM170 130H172V132ZM174 130H178L176 132L177 134L175 132H173ZM205 130H206V132H205ZM229 130L230 131L231 130L232 131L235 130V131H233V132L231 131L230 132ZM149 131H151V132H149ZM153 131H154V133H153ZM39 132H41L42 135H43L41 139L39 137L36 138L37 136H39L41 134ZM126 133H128V135ZM161 133H163V134H161ZM167 133H169V135ZM172 133H174L175 135L172 134ZM222 133H224V134H222ZM226 133H228V135ZM138 134H140V135H138ZM145 134H146L147 137L145 136ZM160 134H161V136H160ZM131 135H133V136H131ZM170 135L173 136V138H174V144L177 143V145H175V146H177V148H178V153H175V154H172L171 153L173 157L171 156V154H168V153H163V154L158 153L160 151H165L166 150L165 149V146L168 143H170V139L172 138ZM237 135H240V136L237 137ZM34 136H35V138H34ZM143 136H144V139H143ZM168 136H170V137H168ZM178 136H179V138H177ZM98 137H100V138H98ZM187 137H188V139H187ZM199 137L201 139H198ZM113 138H115V139H113ZM173 138H172V140H173ZM127 139H128V141H127ZM239 139H241L243 141H241ZM115 141H118V142H115ZM133 141H134V143H133ZM126 143H128V144H126ZM182 143H184V144H182ZM142 144L146 145L147 147L145 148L144 145H142ZM186 144H189L188 145L189 147H187ZM260 144H262V145L260 146ZM192 146H196V148H194V149H196L195 153H194L193 149H192V151L190 150L192 148ZM210 147H211V149H210ZM104 149H106L107 151L104 150ZM110 149H114V151L113 150H110ZM135 149H137V150H135ZM233 149H234V151H233ZM236 149H237V151L239 150L238 151V154L236 153L237 152ZM151 150H152V153H151ZM13 151H14V153H13ZM256 152H254V153H256ZM17 153H18V156H14ZM24 153H22V154H24ZM66 153H67V158L72 157V155H71V153H73L72 150L68 149L66 151ZM201 153H203V154H201ZM160 154H161V156H160ZM166 154H167V156H166ZM185 156H186V158H185ZM251 156H253V155H251ZM93 157H94V159H96V158L97 159L93 161L92 160ZM103 157H104V161H105L106 164H103V162H101ZM111 157L114 158V160H115V163L114 164H109V160H110ZM162 157H163V160H162ZM171 157L173 159L172 162L170 161ZM182 157H184L185 159L184 158L182 159ZM177 158H178V160H177ZM226 158H227V161L225 160ZM234 158H236V161L235 162L236 163L238 162L239 165H241L242 169L245 170V171H243L242 169L238 171V168H237L236 163L233 162L235 160ZM185 160H186V162H185ZM160 161H162V162H160ZM165 161H166V163H165ZM244 161H247L246 167H243V164L246 163V162L244 163ZM31 162H32L31 163L32 166H34L33 165V161H31ZM50 162H51V160H50ZM198 162H200V163L198 164ZM51 163H53L54 165H56V163L54 161H52ZM263 163H264V159H263ZM164 164H165V166H164ZM182 164H183V166H182ZM194 164L197 165L198 167L197 166L195 167ZM49 165L50 164L48 163V165H47L48 166V169H52ZM68 166H69L70 169L73 168L72 167V164H70ZM185 166H187V167H185ZM56 167H58V166H56ZM196 168H197V171L193 172L192 169L194 170ZM160 171H161V173H160ZM229 171H231V172H229ZM28 172H30V173H28ZM163 172H165V173H163ZM185 173H186V176L187 177L188 176H191V177L194 176V177H192L193 179L191 177H188L189 179L188 178H185L186 177V176L184 177V174ZM189 173H190V175H189ZM193 173H194V175H193ZM240 173H241V175H239ZM243 173H244V175H243ZM10 174H12V175H10ZM226 174H227V176H226ZM171 175H172V177H171ZM175 175L176 176L178 175V176L176 177ZM180 177L181 178L184 177V179L182 180ZM176 178L177 179H181L182 181L181 180L178 181ZM237 178H239V179H237ZM133 180L134 179H132V182H133ZM166 180H168L167 181L168 183L166 182ZM169 180H171V181L169 182ZM175 180L178 181V182H182V183L184 182L186 184H184V186H182L183 184L181 183V186L182 187H178L179 186V183L176 182ZM213 180H216V181L214 182ZM140 181L141 180H139V182ZM174 181H175V183H173ZM190 181H192V182H190ZM226 181H227V183H226ZM262 181H264V180L262 179ZM2 185L3 186L0 187L1 190H3L4 187L7 186L8 184L6 185V184L3 183ZM168 186L169 187L172 186V187H170V189H169ZM78 187H81V186L79 185ZM98 187L100 189V186L99 185H98ZM143 187H144V185H143ZM163 187H165V190H164ZM15 188H16V190L19 189L18 187H15ZM140 188L141 187H139V188L137 187V189H140ZM226 188H227V190H226ZM174 189H176L175 191H178V192H175ZM151 190H153V189H151ZM96 191H97V189L95 190V192ZM101 191H103V189ZM167 191H169V193H167ZM224 192H226V193H224ZM186 194H188V195H186ZM225 194L226 195L228 194L227 196H229V195L230 196L229 197H226ZM261 194L264 195V191ZM184 196H187V198L184 197ZM205 196H208V197L209 196H216L215 199H214V201L216 203H218L220 209L222 207L220 205V202H222L224 204L223 209H222L224 212L220 211V215H221L220 217L221 218L218 219V218L214 217V213L212 211H210V209L207 207V204H206V201H205ZM153 197H155V198H153ZM189 197H190V200L192 202L189 201ZM65 198L66 199H63L62 201H60V203L58 205L59 207L57 206L56 208L53 206V203H51V202H46V203H48V205L46 203L45 204L47 205V207L49 209H52L54 211H57L58 213H64V212H74V213H78V212H81L82 211V214L83 215H86L87 213H89L90 211H92V207H93L94 202H90V201L84 200V202L80 203V200H78V199L77 200H74L75 202H72V201H69L67 197H65ZM149 202H151L152 204L149 203ZM15 203L16 202L7 200V203L4 204V205H7V204L13 205ZM106 203H107V205H106ZM172 203H174V205L176 204V207L177 208H181L182 207L184 210H187V211H188V208L187 207L189 206V209L190 210H193V211L198 210L199 215L205 213L206 215H209L208 216V219H206V220H198L197 214H192V216L195 219H192L191 220L190 219L191 217L185 216V217H181L176 222L175 213H172V214L170 213V210H172V207H171L172 206ZM34 204L35 203L25 202L24 205L31 206V205H34ZM95 204H97V203H95ZM127 204L130 206V208H129L130 211H131V214L130 215H137L138 214V211H137V202H135L134 205L132 204V202H128ZM155 204H157V205L155 206ZM181 204L184 205V206H182ZM192 204H194V205H192ZM81 205L82 206L85 205V206L82 207ZM134 207L136 209H134ZM60 208H62V209H60ZM191 208H194V209H191ZM257 208H258V210H257ZM69 209H71V210H69ZM190 210L188 212H191ZM85 211L87 213H85ZM187 211H181L180 210V213L181 212L184 213V212H187ZM227 211L230 212V214ZM231 211H232V213H231ZM248 211H250V212H248ZM207 212H209V213H207ZM238 212H239V214H238ZM233 213H235V215ZM186 215H187V213H186ZM212 215H213V217H212ZM104 217H102V218H104ZM188 217H189L190 220L187 219L188 220L187 221V220L184 219V218H188ZM213 218H214L215 221H213ZM21 220L22 221H24V220L26 221V219H21ZM218 220H220V221H218ZM174 222L176 224L173 225V226H171V224L174 223ZM98 223H99V221L97 222L96 227L99 225ZM147 224H149V223H147ZM210 224L211 225L214 224V225L211 226ZM102 225H105V221L102 224H100L97 228L100 229L103 232V234H105L106 231H107L106 230L107 227L104 228ZM187 225H190V226H187ZM207 225H209V226H207ZM262 226H264V224H262ZM224 227H226V228H224ZM190 229H192V228H190ZM82 230H83V227H82ZM178 230H176V231H178ZM15 231H17V230H15ZM247 231L249 233H252V232L255 231V229L252 228V227H249V229ZM8 232H10V233H8ZM17 232L20 233L21 231H17ZM208 232H211V231H208ZM11 233H12L11 231H6V233H4V234H5V236L7 238L4 236V234L2 235V237H0V239H1L0 240V264H2L3 258H4V255L2 253V247L5 244H3V243H6V241L8 242V240H9L8 234H11ZM19 233H17V234H19ZM255 233L258 235L259 232L255 231ZM184 234L183 233L181 234L182 237L184 236ZM193 234H194V237H195L194 239L195 240H196V238L198 239V237L200 236V233L199 232H194ZM172 236H173V238H175V240H176V238L179 237L177 234H173ZM189 236H192V235L189 234ZM4 239H5V241H2ZM24 239H25L24 241H25L26 244L25 243L23 244V242H24L23 241V242H20L18 244V246H17V242H16V245H15V242H14V247H16V248H12V249L10 248V250L12 252V256H15V258L17 259L18 262L20 261V263L22 264L23 261H27V259L28 260L30 259L31 262L33 264H35L34 261H36L37 260V257L40 256L41 261H42V264H54V263L55 264H61V260H60L61 258L59 256V253L55 250V248L51 247V248H48L47 250H43L42 251V250H39V248H37V247L34 248V247L30 246L29 240H27V237L26 236H24ZM178 239H179L178 243L183 247L182 249H180V251L182 253L179 252V255H182L183 254L181 256V258H182L184 264H189V263L190 264H198L199 252L195 251L194 247L189 242L190 241L189 238H185V237L184 238H181V236H180ZM180 239H181V241H180ZM202 242H204V240H202ZM237 242H239L240 244H242L240 241H237ZM237 242H233V243H237ZM23 245H28V246H23ZM6 246L8 247L9 244H7ZM159 247H160V249H159ZM41 252H43V253H41ZM54 255H55V257H54ZM247 257H246V259L252 260V258H249V257L247 258ZM57 258H59V259H57ZM138 258H141V256L139 254H136L135 253V254L132 255V259L133 260L134 259H138ZM54 259H56V260H54ZM141 259H142L141 260V263L142 264H148V263H150V260L149 259H146V258H141ZM246 263L247 262H244V264H246ZM121 264H128V261L126 262V260H125V263L122 262Z\"/></svg>", "mask_w": 264, "mask_h": 264}, {"label": "clouds", "instance_id": "clouds-1", "mask_svg": "<svg viewBox=\"0 0 264 264\" xmlns=\"http://www.w3.org/2000/svg\"><path fill=\"white\" fill-rule=\"evenodd\" d=\"M57 0H0V98L11 97L19 89L32 85L34 80H43L61 63L60 45L56 42H40L35 51L26 52L19 41L13 40L9 26L15 16L25 22L38 13L50 12ZM42 101L33 97V104ZM21 136L32 140L31 133L20 126ZM0 176L3 173L0 172ZM83 175L78 171L64 172L52 169L44 175L32 176V189L38 198L44 200H63L71 191V186H79ZM5 179L4 184H11Z\"/></svg>", "mask_w": 264, "mask_h": 264}, {"label": "snow or ice", "instance_id": "snow-or-ice-1", "mask_svg": "<svg viewBox=\"0 0 264 264\" xmlns=\"http://www.w3.org/2000/svg\"><path fill=\"white\" fill-rule=\"evenodd\" d=\"M57 7H59V4H58V0H57ZM79 23V22H78ZM83 26V25H81ZM88 33L89 35L91 36L92 40L95 41L96 37H95V32L94 30L91 28V26H88ZM73 40H75V33H73ZM238 44L240 43L238 40L236 41ZM95 59L96 61H99L100 60V54H99V51L97 50L96 51V54H95ZM93 67H96V65H93ZM101 71H103L104 73V76L107 77L109 80H111V77L108 75L107 71L104 70V69H101ZM82 73L80 71H77L75 73V79L77 81L81 80L82 78ZM96 83L98 86H103V82H102V78L100 76H97L96 78ZM52 87H57V83L55 81L52 82ZM221 88H223V85H221ZM22 90V89H21ZM112 89L109 88V91H111ZM117 91H121L120 89H116ZM125 96L128 95V93H123ZM76 107L75 104H69L67 106V108L63 109L65 111H68V110H72ZM15 120L18 124L22 123V124H28V125H32L33 127H35L36 123L39 121L41 124H44V121L42 120V118L40 117V115L36 112H24L22 114H18L15 116ZM0 123H2V121H0ZM44 127L46 128V134L49 136V143H51V129L46 125L44 124ZM232 250V249H230ZM240 251H251L250 248H241L239 249Z\"/></svg>", "mask_w": 264, "mask_h": 264}]
</instances>
